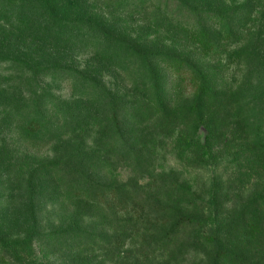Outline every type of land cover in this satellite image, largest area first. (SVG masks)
<instances>
[{
  "label": "rangeland",
  "instance_id": "rangeland-1",
  "mask_svg": "<svg viewBox=\"0 0 264 264\" xmlns=\"http://www.w3.org/2000/svg\"><path fill=\"white\" fill-rule=\"evenodd\" d=\"M18 1L19 4L15 3V0H0V33L3 31L12 33L17 25L27 24L31 20L38 21L44 29L47 26L43 19H50L49 22L53 25L54 22L51 20L54 19L53 17L45 14L46 16L42 18L38 14L47 0ZM182 1L193 7L211 6L214 11L234 10L235 19L240 15L242 17L238 8L242 6L244 0ZM75 3L81 6L73 9V14L68 13V7H65L61 13L58 11L54 13V16H59L55 21L57 18L66 21L82 19L81 21L87 24L80 32L71 34L70 28L73 26H69L70 28L64 32L66 38L71 36L74 38V41L68 38V47L72 49L67 55L69 61L75 64L61 62L62 66L65 64L71 66V69L64 66L71 71L47 75L42 87L47 98H55L61 102L69 125L71 124L77 132L69 138L35 150L27 147L29 142L25 132L14 137L10 133L14 141L20 142L9 144L6 148L0 146V264H138L139 262L212 264L211 252L202 250L188 240H182L183 238L172 247V253L165 256L158 254L150 260V253L153 252L157 237L143 236V228L135 233L134 222L126 221L121 215L109 213L103 208L97 210L88 201L72 200V194L65 195L68 183L66 176L63 178L53 176L49 170H40L47 165L66 161L77 174L78 183L87 187H90V181L85 180L86 175L90 180L108 187L128 185L134 179L135 174L123 166L118 169L119 176L114 178L106 173V168L101 167L104 161L110 163L116 161L115 158L105 155L104 148L107 145L111 147L113 138L117 135L115 128L111 126L115 122L114 113L123 111V106L130 111V108L142 104L143 96L134 93L132 81L125 75L127 69L124 61L134 52L145 55L169 53L180 56L186 63L203 69L211 90L218 89V85L222 88L221 85L223 86L230 78L234 89L225 100L226 106L227 102H230L228 107L232 104L229 112L224 113L225 118L227 115L229 117L226 133L234 131L235 137H239L246 116L256 121L252 126L254 135L258 133V129L264 133V101H253L256 97L264 95V29L256 28V24L253 25L251 21L245 23L247 36L244 38L241 35L237 45L230 48V54L237 51L243 54L244 63L237 56L234 58V56L229 57L230 54H225L223 59L226 60V66L229 61H233V65L231 69L226 67L220 71L205 52L200 54V49L191 47L184 42L185 40L182 44L174 45L144 22H137L136 19L126 20L123 16L109 15L105 12L99 13L98 10L88 8V5L80 1ZM65 10L66 14H63ZM14 13H16L15 20L11 23L8 19L10 14ZM206 23L211 31V39L218 41L221 37H225L228 42V31L239 22L235 20L225 28L224 22L218 23L217 20H208ZM240 24L244 23L241 21ZM60 29L62 27H57L55 24L53 31ZM196 29L199 30L197 27ZM102 32L108 37H103ZM27 33L15 30L13 34L7 35L11 36L9 49L3 50L0 47V136L3 134L7 137L11 132L8 122L15 113L24 117L25 112L30 111V102L37 93L32 84L33 80L27 78V65L42 53L38 52L37 55V47L23 39ZM48 47L50 46L44 48ZM6 60L9 62H4ZM47 63L48 60L42 65L48 67ZM150 65L149 62L146 64V72H149ZM179 67L180 70L187 69L184 64H180ZM76 72L91 76L97 90L90 91L81 87L77 82L79 78ZM191 78L192 74L189 77L183 75L181 84L177 79H169L168 82V91L178 84L181 85L183 96L178 103L180 117L185 116L186 107L191 104L199 90V85L192 82ZM154 91L151 89L152 94ZM80 95L86 98L81 99L78 97ZM127 115L124 121L128 126L124 128L125 144H121L120 147L125 151L131 150V143L135 139L133 123L130 122L131 117ZM191 134H194L200 145H204L208 137V140L210 139L204 128H199ZM238 145L233 152L226 150L225 154L226 148H215L206 159L208 164L224 176L222 184L227 190L223 196L226 201L232 202L237 200L244 202L243 189L256 181L255 174L258 167L255 162L256 157L247 154L242 144ZM252 162H255L252 175L247 176L248 173L244 174L246 166ZM259 163H262L259 164L262 171L264 161ZM219 191L223 192V190ZM247 199L248 197L245 198ZM148 210L149 213L156 211L155 222L160 223L164 211L157 210L151 205ZM228 212L230 215L224 216L220 221L221 228L231 226L238 215L231 208ZM261 223L258 222L260 225ZM254 226L258 230L254 232L250 244L239 243L229 238L231 243L240 245L242 253L238 258H231L236 261L233 264H264V234H261V229L257 225ZM226 228L224 232L227 233V237L231 234V230ZM156 229L158 232L162 230L160 225H157ZM16 247L21 249L17 250L19 254L10 251ZM229 259L230 256L222 264H232Z\"/></svg>",
  "mask_w": 264,
  "mask_h": 264
},
{
  "label": "trees",
  "instance_id": "trees-1",
  "mask_svg": "<svg viewBox=\"0 0 264 264\" xmlns=\"http://www.w3.org/2000/svg\"><path fill=\"white\" fill-rule=\"evenodd\" d=\"M79 1L88 5V8L98 10L99 13L105 12L109 15L123 16L126 20L136 19L137 22H144L174 45L182 44L185 40L184 42L190 44L191 47L200 49V54L205 52L216 63L220 71L226 67L227 69L232 68L233 61H229L226 66V60L223 57L225 54H230V48L237 45L241 35L244 38L247 36L245 23L251 21L253 25L256 24V28L264 29V0H244L242 6L238 8L242 17L240 15L236 19L234 10L214 11L211 6L193 7L182 0H47L38 14L42 18L46 16L45 14L53 17L54 19H51L54 22L53 25L47 18L43 19L47 26L46 29L34 20L24 25L19 24L16 29H13V32L15 30L28 32L23 39L37 47V55L38 52L42 54L34 57L27 65V78L33 80V87L37 91L30 102L29 109H31L25 112L24 117L17 113L11 117L8 122L11 132L7 137L3 134L0 136V146L6 148L9 144L20 142L19 140L14 141L13 137L25 132L29 142L27 147L35 150L69 138L77 132L71 124L69 125L61 102L55 98H47L42 85L47 75L71 71V66L65 64L64 66L70 69L64 68L61 62L75 64L69 61L67 55V52H71L72 49L68 47V38L73 41L74 38L72 36L73 39L66 38L64 32L71 26H73L70 28L71 34L80 32L87 24L81 21L82 19L66 21L57 18L55 21L59 16H54V13L56 11L61 13L65 7H68V13L73 14V9L81 6L75 3ZM15 3L19 4L20 1L15 0ZM63 14H66V10ZM15 16L16 13L10 14L8 21L14 23ZM208 20L224 22V28L235 20L239 23L228 31V42L225 37L216 41L211 39V31L206 23ZM241 21L243 25L240 24ZM11 23L8 24L11 25ZM55 24L62 29L53 31ZM50 26L53 27L50 28ZM13 32L0 33V47L3 50L9 49L11 36L7 35ZM102 34L103 37H108L103 32ZM45 46L50 47L44 48ZM97 54L96 52L95 55ZM233 56L234 58L237 56L244 63V56L241 52L237 51L229 55V57ZM14 58L17 57L14 56ZM47 60L48 67L42 65ZM148 62L151 65L149 72H146ZM124 64L127 69L125 75L132 81L134 93L143 96L142 104L130 108V111L125 106H123V111L117 113L115 110V122L111 126L115 128L117 135L114 136V140L112 139V146L107 145L104 148L105 155L115 158L116 161L115 163L104 161L101 167L106 168V173L114 178L119 176L118 169L123 166L135 174L134 179L128 185L108 187L90 180L86 175L85 180L90 181V187H87L78 183L77 174L66 161L47 165L40 171L49 170L53 176H62V178L66 176L68 183L65 195L72 194V200L88 201L97 210L103 208L109 213L121 215L126 218V221L134 222L135 233L143 228V236L157 237L153 252L150 253V260L158 254L165 256V254L172 253V247L179 242L180 238H183L182 240H188L194 246L211 252L212 264H222L229 256V261L232 264L236 263L231 258H238L242 255L240 245L231 243L229 238L239 243H252L253 234L258 230L254 225L261 229V234H264V169L261 171L259 166L262 164L259 162L264 161V133L258 129V133L253 134L252 126L256 121L249 116L244 118V127L239 137H235L234 131L226 133L225 128L229 126V117L227 115L225 118L224 113L229 112L232 104L228 107L230 102H227L226 106L225 100L229 98V93L234 89L230 78L223 86L221 85L222 88L218 85V89L211 90L203 69H198L183 61L180 56L169 53L145 55L141 52H134L125 59ZM180 64L186 65L187 69L180 70ZM76 74L79 78L77 82L81 84V87L90 91L97 90L96 83L91 76L88 77L79 72ZM191 74V81L199 85V90L194 95L191 104L186 107L185 116L180 117L178 103L183 96L180 84L183 82V75L189 77ZM61 76L65 75L61 74ZM169 79H177L180 82L171 91H168ZM151 89L155 90L153 94ZM41 91L43 93H40ZM78 97L86 98L83 95ZM253 101H264V95L256 97ZM125 115L131 117L130 122L133 123L132 128L135 130V139L129 151H125L123 147L120 148L121 144H125L124 128L128 127L124 122ZM199 128H204L210 135V139L208 140V137L204 145H200L194 134H191ZM10 133L13 137H10ZM231 137L233 139H230ZM239 143L244 146L247 154L256 157L255 162L258 165L255 174L256 181L243 189L244 202L241 200L226 201L223 194H226L227 188L222 184L224 176L208 164L206 159L215 148H226L225 154L226 150L233 152ZM255 162L246 166L244 174L252 175ZM219 190L223 192L220 193ZM246 197H248L247 200H245ZM150 205L157 210L164 211L160 223L155 222L157 220L155 219L156 211L149 213ZM230 208L234 209L238 215L231 226L224 227L226 230H231V234L226 237L227 233L224 232V228L220 227V221L224 216L230 215L228 212ZM258 222H262L263 227ZM157 225L161 226V232L157 231ZM17 250L21 249L17 247L10 249L11 252L19 254Z\"/></svg>",
  "mask_w": 264,
  "mask_h": 264
}]
</instances>
